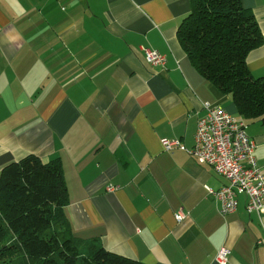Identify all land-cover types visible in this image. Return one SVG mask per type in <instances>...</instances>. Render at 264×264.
Here are the masks:
<instances>
[{
	"label": "crops",
	"instance_id": "1",
	"mask_svg": "<svg viewBox=\"0 0 264 264\" xmlns=\"http://www.w3.org/2000/svg\"><path fill=\"white\" fill-rule=\"evenodd\" d=\"M264 36V0H243ZM191 0H0V176L58 159L73 234L144 264H264V214L222 216L206 187L227 181L189 152L206 105L244 120L193 67L178 31ZM158 51L164 67L146 61ZM248 66L264 76V43ZM264 174V124L249 121ZM109 187H116L108 192ZM186 214L178 222L176 215Z\"/></svg>",
	"mask_w": 264,
	"mask_h": 264
},
{
	"label": "trees",
	"instance_id": "2",
	"mask_svg": "<svg viewBox=\"0 0 264 264\" xmlns=\"http://www.w3.org/2000/svg\"><path fill=\"white\" fill-rule=\"evenodd\" d=\"M243 0H191L179 41L197 72L230 95L248 123L264 124V76L249 69L264 43ZM68 189L60 161L35 155L7 165L0 176V264H144L105 249L99 238L76 237L67 221Z\"/></svg>",
	"mask_w": 264,
	"mask_h": 264
},
{
	"label": "built area",
	"instance_id": "3",
	"mask_svg": "<svg viewBox=\"0 0 264 264\" xmlns=\"http://www.w3.org/2000/svg\"><path fill=\"white\" fill-rule=\"evenodd\" d=\"M146 61L152 66L164 67L165 57L156 50L143 48ZM248 124L239 120L220 106L206 105V114L198 120L195 134V145L187 151L180 140H163L166 152L182 150L189 152L199 163L211 167L215 173L227 181V185L219 190L206 187L218 205L222 216L237 211L239 197L247 200L248 213L264 214V174L258 166L255 156L256 142L248 133ZM116 187H109L113 192ZM186 218V214L176 215L178 222ZM231 252L222 247L217 255L218 264H227Z\"/></svg>",
	"mask_w": 264,
	"mask_h": 264
}]
</instances>
